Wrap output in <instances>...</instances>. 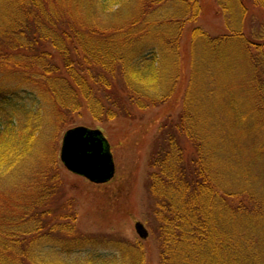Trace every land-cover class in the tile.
<instances>
[{"label":"trees","instance_id":"obj_1","mask_svg":"<svg viewBox=\"0 0 264 264\" xmlns=\"http://www.w3.org/2000/svg\"><path fill=\"white\" fill-rule=\"evenodd\" d=\"M199 2L0 0V264H143L140 243L76 227L54 154L35 149L74 114L168 102ZM216 2L229 32L194 26L182 111L150 161L160 264H264V0Z\"/></svg>","mask_w":264,"mask_h":264},{"label":"rangeland","instance_id":"obj_2","mask_svg":"<svg viewBox=\"0 0 264 264\" xmlns=\"http://www.w3.org/2000/svg\"><path fill=\"white\" fill-rule=\"evenodd\" d=\"M216 1L200 0L198 18L186 26L181 47L180 85L168 102L136 112L135 120L117 118L98 123L88 112L74 114L70 123L61 126L62 130L55 133V138L50 131L36 145V160L54 154L64 182L63 197L59 205H68L70 202L77 216L76 227L96 240L104 241L114 236L140 243L144 253L143 264H160L154 233L158 222L147 188L152 171L150 161L157 144L159 128L168 118H176L182 111V98L190 73V40L194 26H200L212 35L229 32L225 23L228 13H224ZM48 50V53L52 52L51 48ZM32 63H28L29 68H32ZM77 126L100 129L108 140L116 166L115 176L109 183L93 184L67 171L61 163L60 149L64 132ZM136 222H141L147 228L149 237L146 240L138 236ZM108 246L110 247L107 249L112 251V245Z\"/></svg>","mask_w":264,"mask_h":264},{"label":"water","instance_id":"obj_3","mask_svg":"<svg viewBox=\"0 0 264 264\" xmlns=\"http://www.w3.org/2000/svg\"><path fill=\"white\" fill-rule=\"evenodd\" d=\"M60 161L68 171L94 184H106L115 176L116 166L110 144L100 129L77 126L66 130ZM135 229L141 239L148 238L144 224L136 222Z\"/></svg>","mask_w":264,"mask_h":264}]
</instances>
